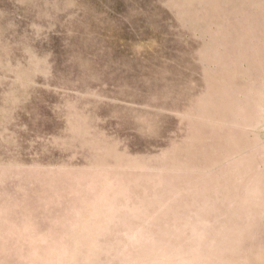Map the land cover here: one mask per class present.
Masks as SVG:
<instances>
[{
  "label": "rangeland",
  "instance_id": "rangeland-1",
  "mask_svg": "<svg viewBox=\"0 0 264 264\" xmlns=\"http://www.w3.org/2000/svg\"><path fill=\"white\" fill-rule=\"evenodd\" d=\"M0 264H264V0H0Z\"/></svg>",
  "mask_w": 264,
  "mask_h": 264
}]
</instances>
